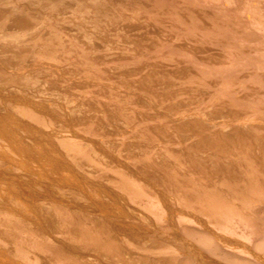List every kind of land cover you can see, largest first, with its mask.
<instances>
[{
	"label": "rangeland",
	"instance_id": "rangeland-1",
	"mask_svg": "<svg viewBox=\"0 0 264 264\" xmlns=\"http://www.w3.org/2000/svg\"><path fill=\"white\" fill-rule=\"evenodd\" d=\"M4 1L0 264H264V0Z\"/></svg>",
	"mask_w": 264,
	"mask_h": 264
},
{
	"label": "bare ground",
	"instance_id": "bare-ground-1",
	"mask_svg": "<svg viewBox=\"0 0 264 264\" xmlns=\"http://www.w3.org/2000/svg\"><path fill=\"white\" fill-rule=\"evenodd\" d=\"M11 1L12 0H10V1H7V2H9V3H11ZM27 1V0H26ZM33 1V0H32ZM35 1V0H34ZM45 1V3H44V5H47L46 4V2L47 3H51V4H58L59 2H61L62 0H44ZM67 1V0H66ZM65 1V2H66ZM71 1V0H70ZM5 2L6 1H2V0H0V38H2V39H5V41L4 40H2V41H0V53L2 54V57H3V55L4 54H6V53H8V54H11L10 56V58H12V60H10V63H9V60H8V58L7 59H2L1 61L3 62V66L1 65V61H0V83H2V81H4L5 82V84H9V83H12L13 84V86H15V84L18 86V83H19V81L18 80H20V83L21 84H25L24 82H23V80L24 79H21V78H18V76L17 77H15L16 75H14V77L12 76L13 75V73L11 74V73H9V71L7 70V69H4V62L5 61H7L9 64H12V63H16L17 64V62L16 61H19L20 62V64L18 63V65H21L24 61H26V60H31L32 59V57H31V51L32 50H34V48H35V45L37 44V40L39 39V37H41L42 36V38L44 37V35H43V33H44V30H43V28H45V26L42 28V25H43V23L42 22H40L39 21V18H40V16L42 17V12H37V11H39L38 10V8H37V11L35 10V8L33 7L32 8V6H30V4L28 5V6H30V7H26V5L24 6V5H22L21 3V5L20 4H5ZM12 2H14V1H12ZM35 2H37V1H35ZM34 2V3H35ZM39 3H40V1H38ZM54 2V3H53ZM28 3V2H27ZM26 3V4H27ZM41 3H42V0H41ZM67 3V2H66ZM70 3V2H69ZM5 4V5H4ZM43 4V3H42ZM61 4H62V2H61ZM60 4V5H61ZM68 4V3H67ZM74 4V3H73ZM79 5V4H78ZM37 6H38V4H37ZM49 5H47V7H48ZM71 6V5H70ZM45 7V6H44ZM43 7V8H44ZM75 7V6H74ZM87 7V6H86ZM30 8H32V11H33V9H34V11L35 12H33V15H32V11L30 10ZM64 8V7H63ZM79 8V7H78ZM81 8V7H80ZM62 9V8H61ZM60 9V10H61ZM63 10V9H62ZM70 10H73V8L72 9H70ZM69 10V11H70ZM75 10H76V8H75ZM79 11H80V9H78ZM41 11V10H40ZM59 11V10H58ZM64 11H66V8H65V10ZM67 11H68V9H67ZM74 11V10H73ZM78 11V12H79ZM83 10L81 9V12H82ZM37 12V13H36ZM45 12V11H44ZM60 12V11H59ZM62 12V11H61ZM60 12V13H61ZM42 13V14H41ZM59 14V13H58ZM38 15V16H37ZM37 16V17H36ZM40 22V23H39ZM41 24V25H40ZM47 30V29H46ZM46 30H45V32H46ZM44 39V38H43ZM43 39H41L42 40V42L45 44V46H43L44 44L43 43H41L42 45H40V47L41 46H43V47H47L46 46V43L47 42H44L45 41V39H44V41H43ZM1 40V39H0ZM40 42V41H39ZM38 42V43H39ZM48 44V43H47ZM50 44V43H49ZM52 45V44H51ZM50 45V46H51ZM49 46V45H48ZM11 51V53H9ZM8 54L6 55V57L8 56ZM44 55V54H43ZM49 55V54H48ZM1 57V56H0ZM6 57H4V58H6ZM47 57V56H46ZM9 58V59H10ZM29 58H31V59H29ZM34 58V57H33ZM1 59V58H0ZM11 61H13L12 63H11ZM15 61V62H14ZM5 63V66H6V64H8V63ZM22 62V63H21ZM8 64V65H9ZM15 64V65H16ZM25 65V64H24ZM8 69H9V67H8ZM15 69V68H14ZM36 69V68H35ZM7 70V71H6ZM32 71V70H31ZM16 81H18V82H16ZM23 83H22V82ZM7 82V83H6ZM19 83V84H20ZM27 83V82H26ZM12 84H10L11 86H12ZM29 84V83H28ZM2 84H0V86H1ZM7 85H6V88H7ZM27 86V85H26ZM30 86V85H29ZM19 87V86H18ZM8 88H9V85H8ZM13 88V87H12ZM11 87H10V89H12ZM25 88V87H24ZM28 88V87H27ZM1 89H2V86H1ZM4 89V88H3ZM10 89H8L7 91H10ZM22 89V88H21ZM30 89V88H29ZM5 90V89H4ZM6 91V90H5ZM4 91V92H5ZM29 91V90H28ZM31 91V90H30ZM1 93V92H0ZM17 94V93H16ZM12 95V94H11ZM24 95V94H23ZM32 95V94H31ZM36 95V94H35ZM38 96V95H37ZM15 97V96H14ZM20 98H22V96L20 97ZM27 98V97H26ZM35 99V98H34ZM3 106V105H2ZM11 108V107H10ZM1 109V108H0ZM1 111V110H0ZM3 111V110H2ZM0 112V114H2L3 112ZM7 113V112H6ZM6 128V127H5ZM178 131H179V133H180V135H182V136H184L185 137V133H184V130H182L181 128H178ZM236 132H233L232 134L234 135ZM221 134V133H220ZM237 134V133H236ZM209 136V135H208ZM221 136V135H220ZM1 137V136H0ZM221 137H223V136H221ZM210 138V137H209ZM224 138V137H223ZM226 138V137H225ZM232 140V139H231ZM210 141V140H209ZM223 141V140H222ZM6 143V142H5ZM9 143H11V142H9ZM12 144V143H11ZM14 144V143H13ZM14 146V145H13ZM261 147H264V141L262 142V144H261ZM5 153V152H4ZM7 156V155H6ZM15 156V155H14ZM13 159V158H12ZM2 161V160H1ZM13 164L14 163H16V161H14V162H12ZM12 163H10V164H12ZM12 164V165H13ZM17 164V163H16ZM15 164V166H17ZM11 166V165H10ZM3 168V167H2ZM200 168H202V166H199V165H197L196 166V170H199ZM13 169V168H12ZM9 171V170H8ZM7 174V173H6ZM15 174V173H14ZM11 180V179H10ZM5 181V180H4ZM9 182V181H8ZM13 182V181H12ZM1 189H2V186H1ZM5 189V188H4ZM7 189V188H6ZM16 192V191H15ZM10 193V192H9ZM17 193V192H16ZM14 195V194H13ZM19 195V194H18ZM21 195V194H20ZM27 197V196H26ZM16 198V197H15ZM24 198V197H23ZM27 199V198H26ZM20 200V199H19ZM24 200V199H23ZM29 200V199H28ZM27 201V200H26ZM25 201V202H26ZM23 202V201H22ZM6 203V202H5ZM28 203V202H27ZM9 204V203H8ZM25 204V203H24ZM26 205V204H25ZM104 205V203L102 204V206ZM11 206V205H10ZM107 206V205H106ZM16 207V206H15ZM108 207V206H107ZM104 208H105V206H104ZM110 208H111V206H110ZM102 209V208H101ZM100 209V210H101ZM107 209V208H106ZM109 209V208H108ZM12 210V209H11ZM105 210V209H104ZM110 210V209H109ZM112 210V209H111ZM115 211V210H114ZM105 212V211H104ZM108 212V211H107ZM113 212V211H112ZM111 212V213H112ZM110 213V212H109ZM103 214V213H102ZM89 216V215H88ZM96 216V215H95ZM95 216L94 215H92V217H91V219L93 218V219H95L96 220V218H95ZM107 216H108V213H107ZM111 216H112V214H111ZM97 217H99V216H97ZM113 217H114V215H113ZM89 218V217H88ZM100 219H97V220H100V222L99 223H102L101 222V217H99ZM53 219H51V221H52ZM97 220L95 221V223H98L97 222ZM109 222V221H108ZM54 223V225L55 224H57V221H55L54 220V222L52 221L51 223H50V225L51 224H53ZM158 223V222H157ZM98 224H96V226H97ZM102 225V224H101ZM100 227V226H99ZM103 227H105V226H103L102 225V228ZM54 228V227H53ZM149 228V227H148ZM157 228V227H156ZM55 229V228H54ZM141 229V228H140ZM191 230V229H190ZM148 232H149V230H148ZM151 233V232H150ZM118 235V234H117ZM120 235V234H119ZM118 235V236H119ZM158 235V234H157ZM195 235V234H194ZM141 236V235H140ZM162 236V235H161ZM117 237V236H116ZM3 239V238H2ZM143 238H141V240H142ZM145 240L144 241H140L141 243H139V242H137L138 244L137 245H139V244H146V238H144ZM131 240V239H130ZM135 240H137V239H135ZM160 240V239H159ZM130 242H132V241H130ZM149 242V241H148ZM134 243V242H133ZM127 244V243H126ZM150 244L152 245V242H150ZM200 244V243H199ZM127 246V245H126ZM143 246H146V245H143ZM3 248V247H2ZM135 248V247H134ZM150 248V247H149ZM121 249V248H120ZM132 249V248H131ZM146 249V248H145ZM126 250V249H125ZM125 250H123V248L121 249V251L123 252V251H125ZM134 251H136L135 249H133ZM120 251V250H119ZM132 250H130V252H131ZM1 252V251H0ZM116 252V251H115ZM114 252V253H115ZM118 252V251H117ZM146 252V251H145ZM5 253H6V250H5ZM119 253V252H118ZM123 253H125V252H123ZM126 253H129V252H127L126 251ZM125 253V254H126ZM102 254V253H101ZM121 254V253H120ZM124 254V255H125ZM41 255V254H40ZM81 255V254H80ZM119 255V254H118ZM118 255H115V257L116 256H118ZM123 255V254H122ZM202 255V254H201ZM204 255V254H203ZM106 256H108V255H106ZM111 256H113V255H111ZM160 256V255H159ZM1 257V256H0ZM119 257V256H118ZM117 257V261H118V258ZM144 257H145V255H144ZM156 257V256H155ZM89 258V257H88ZM104 258V257H103ZM110 258V257H109ZM112 258V257H111ZM133 259L135 258V257H132ZM121 259V258H120ZM111 260V259H110ZM135 260H136V258H135ZM137 260H140L139 258H137ZM136 260V261H137ZM143 261L145 260V258H143L142 259ZM206 260V259H205ZM0 261H2V260H0ZM88 261V260H87ZM112 261H114L113 259H112ZM119 261H122V259L121 260H119ZM147 261L149 262V260L147 259ZM147 261L146 262H142V263H147ZM3 262V261H2ZM123 262V261H122ZM122 262L120 263V264H122ZM132 262V261H131ZM55 263V262H54ZM91 263V262H90ZM119 263V262H118ZM128 263V262H127ZM150 263V262H149ZM205 263V262H204ZM203 263V264H204ZM207 263V262H206ZM205 263V264H206ZM212 263V262H211ZM124 264H126V262L124 263ZM132 264V263H131ZM148 264V263H147ZM215 264V263H214Z\"/></svg>",
	"mask_w": 264,
	"mask_h": 264
}]
</instances>
